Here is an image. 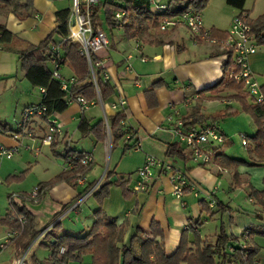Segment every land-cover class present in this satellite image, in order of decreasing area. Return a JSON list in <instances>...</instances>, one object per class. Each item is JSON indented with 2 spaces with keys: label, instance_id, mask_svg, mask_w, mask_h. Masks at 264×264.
<instances>
[{
  "label": "crops",
  "instance_id": "obj_1",
  "mask_svg": "<svg viewBox=\"0 0 264 264\" xmlns=\"http://www.w3.org/2000/svg\"><path fill=\"white\" fill-rule=\"evenodd\" d=\"M71 5L72 0H0V27L11 35L9 42L0 44V75L6 73L8 55L16 56L19 61L18 52L30 45L38 46L46 40L58 26L57 14L65 10L70 11ZM245 10L251 21L256 20L264 14V0H247ZM221 12L225 17H229V24H225L222 18H214L211 22L203 24L209 30L228 32L233 18L239 11L221 7ZM102 30L109 45L98 52L95 58L105 62L114 95L107 101L98 96L88 109L72 103L63 113L53 115L62 127V135L56 136L51 145L43 144L49 124L41 117H33L24 128L17 131L8 130L5 125L7 128L0 135V146L16 150L13 158L4 161L0 167V264H18L23 257L26 264H47L51 252L45 247L48 243L43 239L56 224L61 226L58 236L86 235L94 223L93 213L98 209V203L93 197L94 193L86 199L84 197L88 192L82 193L90 184H93L92 189L97 191L105 183L107 172L111 173L108 180L110 182L127 181L130 193L126 198L120 188L113 186L102 204L105 215L114 219L116 226L124 230L118 247L129 246L138 231L153 240L155 238L152 232L155 230L156 241L163 242L165 254L170 257L177 251L183 232H186L188 248L194 249L195 234L203 240L214 242L216 235L223 229L228 238L238 240V245H242V240L249 237L247 245L258 249L253 264H264V236L261 235L264 232V213L251 197L248 201L252 206L250 209L236 208L232 206L231 200L225 197L234 189H243L248 194L244 181L255 190L264 192V165L239 167L237 173L240 180H235L233 170L222 168L215 161L216 156L225 155L254 163L249 137L244 133L248 140L245 147L248 150L247 158L230 156L225 153L224 146L232 140L227 132L220 128L219 122H216L225 141L220 146H214L210 164L199 165L193 160L191 152L180 145L177 150L182 152V155L176 152L174 156L167 154L169 147L177 143L176 138L172 136L173 123L169 121L170 118L183 120L196 105H199L200 114L206 117L204 104L221 103L230 111L236 103L230 100V97L237 95V91L224 87L220 89L221 100L198 103L200 92L213 87L221 80L224 53L227 51L210 41L194 38L183 26L158 31L156 35L151 32L135 39H127L122 29H109L105 24ZM248 67L263 88L264 45L259 46L257 52L248 58ZM50 68L55 69L52 64ZM60 73L66 80L75 77L65 65L61 66ZM23 77L26 78L24 71ZM1 80L0 84L6 85V82ZM38 90L42 99L43 90ZM120 98L126 100V120L124 136L117 147L113 149V137L107 127L102 142H97L93 136L83 137L78 129L80 121L85 118L91 126L99 121L109 125L118 113L111 105ZM211 123L213 121L204 125ZM249 125L250 133L254 136L257 128L253 118L249 119ZM13 134H18L19 139L15 140ZM30 140H33L36 146H26L25 151L19 152L17 145L30 143ZM137 142L142 146L139 152L133 150ZM44 146L49 147L57 158L44 159L45 170L49 175L38 185L47 183L69 170L68 163L61 158L67 149L91 154L93 164L86 174L85 186L74 187L60 183L51 188L39 204L24 205L35 219L36 235L30 240L29 246L22 249L15 239L18 235L10 232L9 227L2 223L9 210L10 196L16 189L9 179L17 178L19 173L24 172L25 164L31 163L27 160L26 152L39 158ZM17 154L18 157L14 159ZM148 155L163 161L171 171L155 170L154 176L158 177L159 181L153 183L146 192L134 193L133 187L138 181L136 172L144 165ZM173 171L185 173L189 180L197 185L198 190L189 189L181 198H177L171 180ZM18 194L29 195L24 190ZM210 195L212 200L221 202L229 209L218 212L215 206L209 207L210 211L205 212L202 204H209ZM220 195L224 197L221 199ZM89 202H92V205L87 209L85 207ZM231 246L227 248L229 252ZM32 256L35 259H32ZM67 264H92V258L86 255L81 260H71Z\"/></svg>",
  "mask_w": 264,
  "mask_h": 264
},
{
  "label": "trees",
  "instance_id": "obj_2",
  "mask_svg": "<svg viewBox=\"0 0 264 264\" xmlns=\"http://www.w3.org/2000/svg\"><path fill=\"white\" fill-rule=\"evenodd\" d=\"M210 0H169L167 3L168 10L162 15L154 14L147 1L143 0H112L101 2L93 9L92 25L96 30L102 29L105 24L109 29L117 27L115 13L124 11L126 13L122 26L124 37L127 39L141 38L144 35H149L152 31H160V26L164 17L176 18L187 11L193 10L199 14L207 7ZM247 0H226V4L239 11L238 13H246L252 30V34L259 46L264 45V14L254 21L250 20L248 12L245 10ZM70 11L65 10L57 14L58 26L55 31L48 36L46 40L38 46H27L24 50L18 52L19 62L22 70L25 72V77L34 87L43 90L41 102L32 108H44L42 115L33 117H41L47 121L53 115L61 114L66 111L70 105L69 101L75 97L70 93L63 91L60 81L53 78V73L61 69L65 65L74 74L76 84L72 88V92H77V96L84 98L88 102H94L98 96L103 101L109 100L114 95L109 80H103V71H96L98 90L91 81V74L88 68L87 60L80 54V46L77 43L69 41L68 38V17ZM228 37V33H222L210 29V40L224 41ZM11 35L2 27H0V44L9 42ZM54 47L59 48V52L53 50ZM228 59L222 65V78L211 88L200 92L201 96L198 103L203 101H219L222 98L219 96L222 87L237 91V95L230 97V100L239 103L243 110L249 114L256 125V134L249 140L251 142V152L254 155L255 162L250 164L244 160H236L225 155L215 157L216 163L225 169L234 171V179L240 180L237 170L241 166L260 167L264 165V87L261 88L263 95L262 103H256L254 99L246 92L244 83L236 82L230 77L231 72H238L231 52H226ZM59 61L57 65L53 59ZM63 60V61H62ZM96 60V58H95ZM50 64L54 65L55 69L50 68ZM57 67V68H56ZM209 94L205 96V94ZM250 99L251 104L248 102ZM30 108V107H29ZM27 109V108H26ZM32 117V118H33ZM31 118V119H32ZM220 116L212 118L213 123L219 122ZM30 119V120H31ZM126 120L124 111H119L110 121L109 128L113 137V149L122 140L124 126L122 122ZM186 126L195 128L198 125H204L210 121L207 117L200 114L199 105L192 108L191 112L183 118ZM30 122V121H29ZM28 124V122L26 123ZM25 124V125H26ZM2 126V124H0ZM17 127V124H16ZM7 127L2 126L1 130L4 133ZM18 129V127H17ZM78 129L83 137L93 136L97 142H102L105 137L106 125L104 121H99L91 126L89 122L83 118L78 126ZM20 130V129H18ZM248 141V140H247ZM179 144L176 143L169 147L167 154L174 156L182 155L178 151ZM56 154V153H55ZM84 152H78L72 149H67L61 158L70 163L76 156H84ZM57 155V154H56ZM89 167L78 166L75 169H69L53 178L47 183L38 185L39 195L38 204L43 200L45 194L54 186L60 183H66L70 186H77V181L86 176ZM111 173H106L105 183L94 192V198L98 203V209L93 213L94 223L89 232L82 236L62 235L58 236L61 229L59 224H56L52 231L44 237L45 246L51 252V258L47 264H67L71 260H81L84 256L89 255L92 258V264H253L255 255L258 249L254 246L247 245L248 238L242 240V245H238V240L230 239L226 236L222 229L216 235L214 242L203 240L199 235L195 234L194 249L188 248L186 232L182 233V238L177 251L170 257H167L164 251L163 242L155 239H148L144 233L139 232L135 235L129 246L118 247L124 236V230L116 226L114 219L105 215L102 210V204L108 196L109 189L113 186L120 188L126 198L129 197L127 189L128 182L125 180H117L110 182ZM16 178H10L14 181ZM248 189L249 197L253 198L256 205L261 208L264 213V192H259L252 188L248 182H243ZM93 188V184L88 185L85 194ZM190 187H185L184 192ZM82 196V195H81ZM30 201L29 195H22L20 201L11 200L9 210L2 223L9 227L10 232H17V237L22 249H26L30 240L36 235L35 219L24 206ZM215 202L218 212L228 210L221 202ZM214 206V207H215ZM205 212L210 211L209 204H202ZM25 219V224L22 225L20 219ZM155 227V225H154ZM264 236V232L261 233ZM246 243V245L244 244ZM232 245L230 252L228 246ZM43 246V245H42ZM61 247H66L67 251L60 256ZM32 259H35L32 256ZM35 264H37L35 262Z\"/></svg>",
  "mask_w": 264,
  "mask_h": 264
},
{
  "label": "built area",
  "instance_id": "obj_3",
  "mask_svg": "<svg viewBox=\"0 0 264 264\" xmlns=\"http://www.w3.org/2000/svg\"><path fill=\"white\" fill-rule=\"evenodd\" d=\"M147 1L154 11V14L162 15L167 12L168 5L162 3L161 0H143ZM101 2V0H72L71 10L68 17V40L77 43L80 46V54L84 56L88 63V68L91 74V81L98 90V83L96 78V71L101 69L103 71V80L108 81L109 75L105 69L104 61L95 60V56L98 52L105 49L109 45V41L105 33L100 29H94L92 25L93 9ZM126 13L124 11L115 13V18L117 20V27L119 29L124 25L123 19ZM248 16L246 13H238L232 20L230 30L227 32L228 37L224 41L210 40L211 43L220 45L227 52H231L233 62L236 68L239 69L238 72H231L230 77L236 82L244 83L246 92L254 99L256 103H262L263 95L261 92V87L255 76L251 73L248 67V58L254 55L259 45L257 44L254 35L248 21ZM177 26H183L187 28L194 38L209 41L210 30L204 27L201 14L190 10L183 15L176 18L164 17L162 20L160 30L165 31L168 28H174ZM55 52H59V48L54 47ZM224 61L228 59V55L224 56ZM53 61L55 65L59 63L60 60L54 58ZM63 61V60H62ZM57 68V67H56ZM58 71L53 73V78L60 81L63 91L70 93L74 96V100H70L69 103H77L83 109H88L94 102H88L84 98L77 96V92H72V88L76 84L75 78L64 79L63 76ZM126 107L125 98H120L118 102L113 103L111 108L114 111H124ZM45 111L44 108H27L23 112V119L17 123L18 129L25 127V124L30 121V119L35 115H42ZM125 112V111H124ZM169 121L173 123L172 125V136L176 138L177 143L188 149L191 152L192 158L199 165L210 164L214 155V146H220L224 143L225 137L219 131L216 123L206 124L200 127H188L185 125L182 119L173 120L170 118ZM49 124L48 134L45 137L43 144L51 145L56 136L62 135L61 125L51 116L47 120ZM125 126V121L122 122ZM106 127L109 130V125L106 123ZM0 134L2 130L0 128ZM12 137L18 140L19 135L13 134ZM242 140V146L246 147L248 145L247 137L244 133L240 134ZM134 151H141L142 146L137 142L134 147ZM15 149H8L4 146H0V165L3 160H10L13 158ZM93 164V157L91 154H84V156H76L73 161L68 163L69 169H75L78 166L89 167ZM170 170L166 164L157 159L154 156L148 155L146 157L145 163L140 167L136 174L138 176V181L133 187V192H146L153 183L159 181V178L154 176L155 170L166 171ZM171 171V170H170ZM171 180L173 183V191L177 198H181L184 193L185 187H190L191 190H198L197 185L191 182L188 176L181 171L171 172ZM87 184L86 176L80 178L77 181V185L85 186ZM96 189H91L88 191L86 196L88 197L94 193ZM39 189L36 187L32 193L29 194L30 201L27 202L37 205L38 204ZM210 195V199H211ZM22 199L19 195H11L10 201H20ZM83 199V200H85ZM209 206L214 207V200L209 201ZM22 225L25 224V219H20ZM17 235V232L14 233ZM249 235V234H248ZM247 237V234L245 235ZM247 239V238H246ZM67 248L61 247L59 255L62 256L66 253ZM18 264H26L25 257L18 261Z\"/></svg>",
  "mask_w": 264,
  "mask_h": 264
},
{
  "label": "rangeland",
  "instance_id": "obj_4",
  "mask_svg": "<svg viewBox=\"0 0 264 264\" xmlns=\"http://www.w3.org/2000/svg\"><path fill=\"white\" fill-rule=\"evenodd\" d=\"M161 1L165 4L169 2V0ZM225 2L226 0H210L207 7L203 10V12H201L203 23L205 24L206 22H211L214 18H222L225 24H229V17H225L224 13L221 12V7H225V9L228 10L231 9ZM204 27L206 29L208 28L205 25ZM157 32L158 31H152L155 35ZM1 49L2 47H0V51ZM8 57L9 60L7 61V66L5 68L6 73L4 75H0V80L2 79L6 82V85H4L5 87L0 84V124H2V126H8V130L17 131L16 124L23 119V112L25 108L35 107L38 105L37 103L41 101V95L39 90L37 88H33L28 80L23 77V70L20 62L17 61V57L14 55H8ZM248 102L251 104L250 100H248ZM26 104L32 105L27 106ZM204 106L206 108L204 113L210 121L212 118L220 116V118H218L220 128L225 130L229 139L232 140L229 144L224 146L225 153L235 158H247L248 150L241 145L242 140L240 134L245 133L249 139L253 136L252 133H250L251 127L249 125V119L252 117L243 110L239 103H235L230 111L221 105V103L217 102L214 104H204ZM2 126H0V128H2ZM30 141V143H23V146L18 144L17 147L18 149L20 148L19 152L25 151L24 149L26 146H36L33 140ZM64 154L65 153H63V155ZM18 155L19 154L15 155L14 159H16ZM26 157L27 160L31 162V165L25 164V169L23 170L24 172L21 174L19 173L18 177L14 181H11V184L16 186V189L12 193V195L15 196L19 195L22 197V195L18 193L23 190L29 194L32 193L37 185L43 182V180L47 178V175H49V173L45 170L46 162L44 159H46V157H52V159L57 158L47 146L42 147L39 158L34 157L29 152H26ZM58 157L60 158V156ZM62 160L60 161L63 164ZM4 161L6 160H3L2 163ZM2 163L0 167L2 166ZM39 163L40 165L38 166ZM61 163L59 164L62 165ZM220 197L222 199L224 196L220 195ZM225 197L227 199L229 198L232 206H236V208L241 207L243 209H250L252 207L248 202L249 195L246 194L243 189H234ZM91 203L92 202H89L85 208H91Z\"/></svg>",
  "mask_w": 264,
  "mask_h": 264
}]
</instances>
